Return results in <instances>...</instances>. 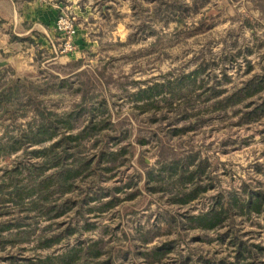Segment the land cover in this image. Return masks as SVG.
I'll list each match as a JSON object with an SVG mask.
<instances>
[{
  "label": "trees",
  "instance_id": "1",
  "mask_svg": "<svg viewBox=\"0 0 264 264\" xmlns=\"http://www.w3.org/2000/svg\"><path fill=\"white\" fill-rule=\"evenodd\" d=\"M55 1L66 3V0ZM210 1L133 0V17L139 23L137 34H143L146 30L151 32L153 22H173L177 24L176 31H183L186 19L198 13ZM251 7L259 15L255 22L264 20V0H252ZM246 21L247 27L253 29V19L249 17ZM237 35L236 31L231 32L233 42L230 47L238 46ZM160 40L156 39L151 44L152 49L160 46ZM243 53L236 50L235 55L226 57L224 62L236 63ZM202 54L203 51L194 58L196 69L189 75L190 80L177 83L167 79L145 89L140 87L139 82L130 81V77H115L107 66L94 73L80 71L83 65L81 59L57 67L63 71L71 70L64 78L45 72L42 78L34 79L18 76L10 68L0 70V130L1 140L5 139L6 142L5 146L0 143V157L8 148L6 145H15L8 154L20 155L17 161L28 160L20 162L12 170L3 169L4 174L0 178V200H6L0 201V249L6 252L17 247L23 251L21 246H25L33 252L32 257L24 254L20 259L7 257L10 264L134 262V259L131 260L136 256L134 250L117 251L110 247V241L104 237L107 232L105 227L92 222V218H96L92 215L107 213L115 208L116 192L122 191L120 187L107 190L103 183L113 178L134 157V147L128 142L132 133L123 131L128 121L114 123L102 116L107 110L105 94L111 87L122 89L123 94H129L126 91L129 86L138 87V91L129 98L133 97L143 108L148 103L155 105L156 109L149 116L153 122L168 121L170 119L167 118L172 116L168 126L180 122L181 116L202 119L204 116L199 108L205 106L206 102H211L208 107L228 105L232 108L251 98H263L257 108L260 115H264V77L258 80L252 78L232 93L221 81L210 86L201 79L202 73L212 77L214 71L205 65ZM37 57L36 61L40 63V51ZM247 64L251 69L249 61ZM221 75L227 78L224 71ZM213 76L216 77L215 74ZM159 98L167 106L163 110L156 105ZM66 102L70 103L69 109L58 112L57 107ZM99 107L102 112L98 111ZM86 115V119L81 121ZM153 136L159 151L158 170L144 172L140 178L147 174V184L161 188V192L181 208L198 201L208 191L202 183L209 179L206 174L210 164L197 158L182 160L166 144L169 138L164 141L158 131ZM242 195L221 194L207 211L168 220L167 229L175 228L178 232L176 239L145 250L140 256L151 260V264H164L183 241L184 234L194 233L198 236L193 243H216L231 250L232 256L213 259L201 255L194 259L188 254L176 264H264V247L242 239L236 225L238 221L239 225L241 220H252L264 214V190L244 191L247 198ZM65 216H71L73 223L62 228L64 222H61L58 226L62 229L54 230L56 220ZM90 233L98 236L96 241L89 243L80 240L60 254L54 251L63 242ZM140 235L143 233L140 232Z\"/></svg>",
  "mask_w": 264,
  "mask_h": 264
},
{
  "label": "rangeland",
  "instance_id": "2",
  "mask_svg": "<svg viewBox=\"0 0 264 264\" xmlns=\"http://www.w3.org/2000/svg\"><path fill=\"white\" fill-rule=\"evenodd\" d=\"M184 1L191 3V0ZM251 1L211 0L198 13L186 19L187 23L183 31H176L177 24L173 22L163 27H158L153 22L151 32L146 30L143 34H137L138 28L132 27V22L137 24L134 17L131 27H128L130 21L126 18L118 21L123 23L124 20H128L126 27L124 24H121L120 28L116 27V24L113 27H103V30L92 27L91 31L99 32L97 36L99 39H91L85 32L83 35L87 45L78 46L76 42L77 50L70 55H75V59L83 61L80 71L88 70L94 73L97 69L107 66L115 77L120 75L130 77V81L139 82L140 87L145 89L147 86L161 84L167 79H173L177 83L190 80L189 75L196 69L194 58L203 51L205 65H209L214 72L212 77L204 76L202 73L201 79L210 83V86L219 84L216 81H221L232 93L241 88L246 81L264 77V20L255 22L259 15L251 10ZM63 13L70 14L68 11ZM249 17L255 23L253 29L247 27L245 23ZM235 31L238 33L239 44L233 48L230 47L233 42L231 32ZM55 32L57 33L56 29ZM129 34L132 36L128 37ZM156 39L161 40L160 46L155 50L152 49L151 44ZM94 42L97 47H94ZM236 50L244 52L238 56L237 62H224L226 57L235 55ZM206 51L210 52L204 54ZM10 57H14V54L0 53L1 60ZM63 58L60 61L50 62L52 58L43 53L40 63L34 68L30 57L24 55L23 59L16 61L14 59L9 68L18 76L34 79L42 78V73L45 72L64 78L66 74L71 73V70L63 71L57 67H64L67 63L76 60ZM248 61L251 69H248ZM221 71L225 72L227 78L222 77ZM138 89L136 86H129L126 90L129 94H123L122 89L111 87L105 94L104 100L107 102L104 103L107 105L105 107L107 110L102 116L104 119H111L114 123L128 121L123 131L132 133L128 142L134 147V157L119 169L113 178L103 183L107 190L122 188L121 192H116L115 208L107 213L92 215L96 217L92 218V222L107 230L104 237L110 241V247L117 251H135L136 256L131 258L134 262L132 260L124 264H151L149 262L151 260L144 259L140 254L173 241L178 236L175 228L167 229L168 220L207 211L215 198L221 194H243L242 197L247 198L244 191L264 190V115H260L257 108L263 98H251L232 108L228 105L208 107L211 102H206L205 106L199 108L201 115L204 116L202 119L197 117L196 120V117L191 116L188 120L187 115L181 116L180 122H173L168 126L167 123L173 119L172 116L167 118L170 119L168 121L153 122L149 116L156 106L148 103L147 107L143 108L140 106L141 103L133 100V97L129 98V95L136 93ZM157 101L156 105H160L162 110L167 107L161 102V98ZM69 106L70 103L66 102L58 106L57 111L67 110ZM97 109L101 111V107ZM86 117L87 115L82 117L81 121ZM184 127L189 129L185 130ZM174 130L176 135L173 134ZM155 131L159 132V137L164 138V141L169 138L166 144L174 149L180 159L197 158L201 161L207 160L210 164L206 174L209 179L202 183L208 191L198 201L181 208L172 203L174 201H170L168 196L161 192V188L152 186L151 183L147 184V174L140 178L144 172L158 170L156 163L159 151L153 136ZM1 136L0 130V143L5 146V139L1 140ZM143 141L145 143H142ZM14 146L6 145L8 148L1 154L0 178L4 174L3 169L12 170L21 162L20 159L17 161L20 155L8 154ZM22 162L28 160L22 159ZM126 186L131 188H125ZM3 200L6 201L5 198L0 201ZM61 222H64L63 228L71 225L73 219L71 216H65L56 220L54 230L62 229L58 226ZM238 222L236 225L242 239L249 244L264 247V214L252 220H241L239 225ZM140 232L143 235H140ZM93 233L80 238L75 236L69 242H63L54 251L60 254L80 240L89 243L96 241L99 232H96L97 235ZM184 235L183 241L177 245L176 250L170 254V259L164 264H176L188 254L194 259H198L201 255L213 259L232 256L231 250L216 243L212 245L193 243L197 234ZM151 236L152 240H150ZM21 248L24 250L20 251L15 247L11 251L3 252L0 249V264H10L7 257L20 259L21 254L32 257L33 252L30 247L21 246ZM193 261L202 263L200 260Z\"/></svg>",
  "mask_w": 264,
  "mask_h": 264
},
{
  "label": "crops",
  "instance_id": "3",
  "mask_svg": "<svg viewBox=\"0 0 264 264\" xmlns=\"http://www.w3.org/2000/svg\"><path fill=\"white\" fill-rule=\"evenodd\" d=\"M132 2L133 0H66L65 4H60L55 0H0V53L14 54V57L0 61H8L6 68H9L14 59L20 60L26 55L30 57V62L35 68L38 63L36 61L38 51L51 57L50 62L60 61L64 59L63 57L77 60L78 58H74L75 55L57 57L54 55L53 46L59 42L54 25L59 14L68 11L76 17L79 28L77 44L85 46L87 45L83 35L85 32L91 39H99L97 37L99 32L91 31L92 27L101 30L103 27H113L114 24L118 28L122 26L121 24L126 27L128 20L118 22L124 18L129 19L128 27H131ZM155 23L158 27L166 26L162 22ZM132 24L134 28L139 25L134 22ZM130 36L132 35L129 34L128 37ZM93 44L97 47L95 42Z\"/></svg>",
  "mask_w": 264,
  "mask_h": 264
},
{
  "label": "built area",
  "instance_id": "4",
  "mask_svg": "<svg viewBox=\"0 0 264 264\" xmlns=\"http://www.w3.org/2000/svg\"><path fill=\"white\" fill-rule=\"evenodd\" d=\"M59 42L53 46L54 55L67 56L77 50L78 24L74 15L61 12L55 22Z\"/></svg>",
  "mask_w": 264,
  "mask_h": 264
},
{
  "label": "water",
  "instance_id": "5",
  "mask_svg": "<svg viewBox=\"0 0 264 264\" xmlns=\"http://www.w3.org/2000/svg\"><path fill=\"white\" fill-rule=\"evenodd\" d=\"M8 64V61H0V70L6 68Z\"/></svg>",
  "mask_w": 264,
  "mask_h": 264
}]
</instances>
